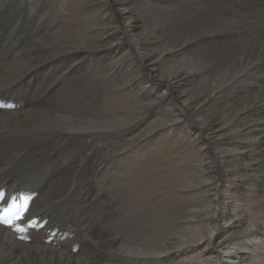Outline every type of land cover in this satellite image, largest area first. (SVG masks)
Listing matches in <instances>:
<instances>
[{
	"label": "rangeland",
	"instance_id": "obj_1",
	"mask_svg": "<svg viewBox=\"0 0 264 264\" xmlns=\"http://www.w3.org/2000/svg\"><path fill=\"white\" fill-rule=\"evenodd\" d=\"M84 1L0 0V105H2L0 106V193L4 194L3 198H0V210L10 209L5 214L9 218H14L17 208L27 209L23 213V219L15 221L14 226L0 223V264H33V259L41 260L44 255L48 256L51 252L59 258L64 257L68 260L71 258L76 264L78 262L160 264V260L156 257H142L141 251L138 257L122 247L126 244L139 246L140 242L133 240L146 236L148 228V232L151 229L154 231L150 234L154 236L155 231L174 232L190 226L192 222L188 225L184 221L191 203L197 207L193 208L194 212L191 216L197 221L192 226V230L199 232L195 240L201 238L199 235L208 238L211 230L209 217L202 221V217L205 216L203 210L208 207L202 198L203 194L198 198L197 192H193L190 187L193 183L187 178V176L193 177L191 167L195 165L193 162L196 163L199 151H196L198 148L192 144L193 139L186 135L182 123H176L172 127L170 125L169 130L151 135V138L142 139L141 134L145 129L151 130L150 126L153 123L154 129L160 128L155 127L156 122L167 113V103L172 99L174 104L170 107L174 105V109L186 120V125L206 139L205 135L208 132L201 125L202 118L205 115L209 117L213 109L216 111L219 104L222 106L223 101H220L217 107L204 110L203 115L198 117L192 115L190 111L192 106H188L184 100L187 98L194 100L196 95L210 93L233 71L232 69L236 70L234 65L227 66V69L216 70L225 65L221 54L216 51L217 48L231 52L233 48L241 47L243 43L249 44L252 39H259L263 45L264 24L258 23L260 21L258 15L249 14L250 19H247L242 13L241 18H238L237 15L242 12L240 8H235L233 4L228 5L226 1H222L223 5L221 3L220 6L216 4L213 9L215 12L210 17L203 16L207 11L203 0H135L136 5L130 6L128 10L118 8L116 0H98L103 12L100 11L99 14L103 19L100 21L101 25L104 29H108L105 31L108 43L112 40L125 44L123 45V50H126L123 53H126L125 59L121 66H118L116 74L108 70L113 67H108L107 62L110 61L106 56H99L98 53L93 55V52H90L84 53V57L76 58L77 47L81 45L94 47L90 41L96 29L97 20L94 14L97 13L91 12L88 17L78 14V5L80 6ZM247 1L257 4L262 2L264 5V0ZM239 2L245 3V0ZM212 7L211 4V9ZM139 9H144L149 14ZM130 17L133 20L137 18V28L133 33H130L128 26ZM247 20L250 21L248 25L254 22L255 25L252 26L259 27L257 31L248 30ZM150 31L156 34L154 39L159 41L160 48L170 45L172 40L177 42L206 40L204 44L192 49L182 58L184 64L181 68L191 70L196 75L192 82L189 80L186 86H184L185 82L175 86L171 81V75L176 72L175 68L176 70L179 68L177 66L179 60L172 61L166 66L161 64L155 67L149 63L146 49L140 46L139 42L137 45L132 43L148 36ZM127 35L131 36L132 41ZM53 54L59 56L48 58ZM192 61L199 63L197 69L191 64ZM171 64L176 66L171 67ZM261 64L259 63L258 66L260 67ZM17 67L19 69H16ZM245 84L240 82L234 89L238 91L244 85L246 88L244 87L243 91L249 93V99L256 98L257 94L264 90L261 84L258 85L255 93V88ZM49 86L52 88L51 91H48ZM147 87L153 90L160 88L161 93L168 90L167 99L163 100V104L156 108V114L150 116L151 119L140 129H134L138 124L131 126L133 132L130 131L131 127H127L128 129L112 130L106 134L103 132L100 136H92L90 140L70 141L65 136L45 131L44 126L40 124L42 121L37 112L49 110V113H56L64 119L77 122L75 126L85 127L84 129L89 133L92 129L88 127L91 126L105 127L109 124V126H117L119 118L129 114L132 107L136 106L138 110L142 101L147 100L145 97L143 99L140 97L141 100L137 95V92L140 94V89L144 90ZM181 94H184L185 98L180 99ZM246 96H238L240 102H243ZM17 119H20L19 122ZM96 122L109 123L104 126ZM93 143L101 146L105 151H101L98 160L90 163L89 156L96 151ZM206 143L208 144L206 148L213 151V143L211 141ZM193 153L196 155L195 158ZM213 161L217 172L215 174L217 185H220L219 183L224 181L223 167H220L216 159ZM259 162L264 169V155ZM220 191L224 195L222 187ZM117 196L121 197L117 198ZM220 196L216 201H221ZM110 198L111 201L115 199L116 202L108 201ZM202 200H204L203 204ZM127 203L130 205L128 206ZM126 206L129 208L127 209ZM217 206L224 210V203H218ZM136 208L137 210H134ZM125 211L130 212L127 213L128 216ZM134 219L137 222H134ZM250 220L254 227L264 228V211L262 214L253 215ZM221 222L223 223L221 218H216L217 225L222 224ZM17 228H22L24 231H17ZM128 229L132 232L129 233ZM256 232L263 234L262 230ZM240 233L242 229L224 236L219 244L216 242L215 252L220 256L218 264H227L221 257L223 256L221 248L230 251L242 242L247 243L246 241L250 240H245L244 235H239ZM259 239L264 243V236L261 235ZM143 245L140 246L145 249ZM245 248H248V243ZM260 249L261 252L256 251L258 258L255 259V264H264V244ZM243 254L246 255L247 252ZM169 262L167 264H170Z\"/></svg>",
	"mask_w": 264,
	"mask_h": 264
},
{
	"label": "bare ground",
	"instance_id": "obj_2",
	"mask_svg": "<svg viewBox=\"0 0 264 264\" xmlns=\"http://www.w3.org/2000/svg\"><path fill=\"white\" fill-rule=\"evenodd\" d=\"M97 1L98 0H85L84 3H82L80 6L78 5L77 12H78V14H80L82 16L86 17L88 14L91 15V12H96L97 14H94L95 15L94 18L97 20V22L95 23L96 29L93 31L94 36L92 37V39L90 41V44L91 45L93 44L94 47H89L87 45H83V46L81 45L80 47H77V49L75 50V52H76L75 55H76V58H80V57H84V53L93 52L92 53L93 55L94 54L96 55V53H98L99 56H104V57L106 56L108 61H110V62H107V63H109L108 67H113L112 69L110 68L108 70L114 71V73L117 74L118 73V66H121L123 60L125 59L124 56L126 53L123 54L126 51V50L125 51L123 50L124 49L123 45H125V44H119V42H116V41L112 42V40L110 41V43H108V41H107L108 38L105 35V34H107V32H105V31H107L108 29H104L103 26L101 25L100 21H103V19L101 18L102 16L99 17V14L102 12V8H101V5L98 4ZM222 1H226V3H228V5L233 4L235 8H240V10L242 12L240 15L236 14L238 18H241L242 13L245 15V17L247 16L246 17L247 19H250V15H258V19L260 20V21H258V23L260 22L261 24H264L263 23L264 22V5L262 4V2L260 4H257L254 2L249 3L250 1L248 2L247 0H245V3H240L239 1H241V0H203L202 2L206 5V9H207V11H205V12L202 11V12H204L203 16L209 15L210 17H212L213 13L215 12V10H213L214 7L216 6V4L220 6ZM25 3H26V1H25ZM198 3H200V2H198ZM211 4L213 6L212 9H211ZM134 5H136L135 0H116V6L118 8H121L122 10H128V8H130V6L134 7ZM222 5H223V3H222ZM139 10L145 11L144 9H139ZM103 11H105V10L103 9ZM137 12L140 14L139 11H137ZM146 13L149 14L148 12H146ZM180 15H181V13H180ZM49 20H52V19L49 18ZM131 20H132V22H131ZM46 21H47V19H46ZM57 21H60V20L57 19ZM136 21H137V18L135 20H133L130 17V21L128 23V26L130 28V33H133L136 30V28H137ZM249 22L250 21L247 20L248 30L250 32L257 31L258 26H252V25H255L254 22L251 23L252 25H248ZM46 24H47L46 26H48V23H46ZM12 25H13V23H12ZM93 28H94V26H93ZM223 33H224V31H223ZM47 35L49 36V34H47ZM10 36H12V35H10ZM155 36H156V34L150 31V34L148 36H145L144 38L139 39L137 41H132V38L130 35L129 36L127 35V38L130 41H132V43H135L136 45L139 42V45L146 49V54H147L146 57H147L149 63L151 65H154L155 67H157L158 65H161V64H164V66H166L168 63L170 64V62H172V61L179 60V64L177 65V66H179V68L177 70H176V68L174 69L176 72L173 73V75H171L172 76L171 81L173 82V84L175 86H178L184 82H185L184 86H186V84L188 83L189 80L191 81L193 78L195 79L196 75L193 71L190 70L191 69L190 67H189L190 71H188V69H182L181 68L184 64L182 58L185 54H188L192 49L197 48L200 45L204 44V42H206V40L203 39V41H202V39H193L191 41H185V42L184 41L177 42L176 40H172L171 41L172 43H170V45H168V43H167L168 46H166V47L163 46L164 48H160V47H158L159 41L157 39H154ZM51 37H53V36H51ZM260 44H261V42L259 41V39H252V40H250L249 44L243 43V45L241 47L237 46V47L233 48L231 50V52H225V51L219 50V48H217L216 51H218V53L221 54L222 62L225 65L222 66L221 68H216V70L217 69H223V68L227 69V66H229V65L230 66L234 65L236 67V70L232 69L233 71L229 75H227L223 79V81L214 90H212L210 93H205L204 95H196L194 100L188 99V98L184 100L188 106H192L190 109L192 115L194 114V116H198V117L203 115L204 110H209V108H211V107H213V108L217 107L218 106L217 104H219L220 101H223L222 106H220V104H219V106L217 107L218 109L216 111L213 109V111H211V113L209 114L210 115L209 117H206V115L203 116L202 122H201V119L199 118L202 127L204 129H206V131L208 132L205 135L206 139L202 138L203 136L201 137V135L198 132L196 134L191 128H189L186 125V122H185L186 120L183 117H181L180 114L174 109L175 108L174 105L170 107V105L174 104V101L172 99H169V101L167 103V106H168L167 113L165 115H163L158 120V122H156L157 124L155 125V127H160V128L154 129L153 128L154 123H153V125L150 126L151 130L145 129V131L141 134L142 139L146 138V137L148 138L151 135L159 134L161 131L169 130L170 125L172 127V125H174L176 123H179V124L182 123V126H184V128H185L184 131L186 132V135H188V138L193 139L191 142L196 148H198L196 151H199V157L196 160V163H195V161L193 162L195 165H193L191 167L193 177L187 176V178L191 181V183H193V185L190 186L192 188L193 192H197L196 194H197L198 198L203 194L202 198L205 200V202L208 205L207 209L203 210L205 212V216L202 217V221H204L205 218L209 217L208 221H210L209 226H211V230L209 231L210 233L208 232L209 233L208 238H205V236L202 237L199 235V237H201V238L199 240H195L196 237L198 236L197 233H199V232H197V230H195V231L192 230L193 229L192 226L195 225L197 223V221H195V219L193 220L191 218V216L194 212L193 208L195 207L191 203L190 207L188 208L189 211L186 215V221H184V223L186 222V223H188V225L190 222H192L190 224V226L187 227L185 224L186 228L185 227L180 228L174 232L155 231V235L154 236L152 235L153 237L150 234L154 233V231H152V229H151V231L148 232V229H149L148 228L147 229V235L143 236L145 239L143 237H140L138 239L134 238V240H133L134 242L135 241L140 242V245L144 244L143 246L145 247V249L141 248L140 245L134 246V244H133L130 246V245L126 244L125 247H122V248H125L126 250H128V252L136 254L139 257V252L141 251L142 257H144V256L156 257L157 260H160V264H167L168 261H170L169 262L170 264H218L219 260H220L219 259L220 256L217 255V253L215 252L216 242L218 243L224 236L229 235L231 233H234V232H236V230L242 229V233H240L239 235H244L243 238H245V240L250 239L249 241H246L248 243V248L247 249L245 248L246 244H247V243H244L245 241L242 242V244H240L242 246L238 245L237 247L233 248V250H230V251H226L225 248H221V251L223 254V256L221 255V257L224 260H226L227 264H255L254 263V262H256L255 259L258 258V255H257L258 252H256V251L261 252L262 249H260V248L264 244L262 241H259L260 236L261 235L264 236V228L262 226H255L254 227L252 225V220H250L253 215L262 214V211H264L263 210V208H264V169H263L262 163L259 162L261 157L264 155V90H262L261 93H258L256 98H250L249 99V93L247 94L246 92L243 91V89L245 87L244 85L242 87H240L238 91L235 90L234 87L237 84H239L240 82L242 84L246 83L245 85L252 86V88H255L254 92L256 93L258 90V85L263 84V86H264V44L263 45L262 44L260 45ZM83 50L86 52H84ZM52 53H53V51H52ZM131 53L134 54L133 51H131ZM203 53H205V52H203ZM43 56H44V54H43ZM58 56L59 55L53 54L52 56H50L48 58H54V57H58ZM198 57H199V55H198ZM180 59H182V60H180ZM198 61H199V59H198ZM259 63L260 64L262 63L260 67L258 66ZM191 64L194 65L197 69V64H199V63H197L196 61H192ZM174 66H176V64H171V67H174ZM161 67H163V65ZM205 67H207V66H205ZM16 69H19V67H17ZM198 70H199V68H198ZM201 71H200V73H201ZM104 72H105V70H104ZM172 72H173V70H172ZM199 77L200 76H198V78ZM12 81L14 82V80H12ZM50 89L52 90V88L49 86L48 91ZM133 89H135V88H133ZM124 91H125V89H124ZM139 92H140V94H138V92H137L138 98L141 97L143 99L145 97V99H147V100L142 101V103H141L142 106L140 104L138 107V110L136 109V106L134 105L135 107H132L130 109L129 114L119 118L117 126L116 125L109 126L110 124L108 126H105L109 122H96V124L102 123L105 127H102V126L88 127L89 129H92V130H90V133H89L88 131H86L84 129L85 127L80 128V127L75 126V124L77 125V122H75V121L72 122L70 120L64 119L61 115H58L56 113H49L48 112L49 110L47 112L46 111H38L37 112L38 114H40V117H41L40 120L42 121V123L40 121L39 122H40V124H42V126H44L43 129H45V131H47L51 134L55 133V135L60 134L61 136H65L70 141L71 140H73V141H77V140L84 141V140H87L89 138H92V136H94V137L100 136V134H103V132H105L104 134H106L108 132H111L112 130L116 131L118 129L121 130V129H124L127 127L130 128L131 126L134 127L137 124H138L137 127H135L134 129H140L146 121H149L151 119L150 116H154L156 114V112H157L156 108L163 104V100L167 99L166 94L168 93V90H165L163 93H161L160 88H157V90H153L152 88L147 87L144 90L140 89ZM240 95H242V96L247 95L246 99L243 102H240L241 99L238 97ZM179 98L180 99L185 98V95L181 94ZM189 98H190V96H189ZM133 100L135 102V99H133ZM164 103H165V101H164ZM136 104H137V102H136ZM59 105H60V103H59ZM56 108L58 109V107H56ZM19 120L20 119H17L18 122H19ZM197 120H198V118H197ZM110 122L112 123L114 121H110ZM32 127H34V126H32ZM133 127L130 128V131H132ZM193 132H194V134H193ZM41 133L45 134V135L48 134L46 132H41ZM199 138H201V139H199ZM38 139H40V138H38ZM59 139H61V138H59ZM91 141H92V139H91ZM207 141L208 142L211 141L213 143V145H214L213 151H209L208 148H206L208 145L206 143ZM53 142H55V141H53ZM70 143H72V142H70ZM65 145L66 144H64V146ZM93 146L95 147L96 151L94 152V154L89 156V162L93 161V160L95 161L98 157L101 156V151L104 150V149H102L101 146L95 145V143H93ZM128 147H131V146H128ZM62 148H60V149H62ZM125 151H124V153H125ZM116 156L117 155H115V157ZM193 157L194 158L196 157V155L194 153H193ZM189 158H190V156H189ZM214 159H216L219 162L220 167H223V171H224V177H223L224 181L222 180L223 182L219 183L220 185H217L218 180L216 179V175H215L217 172H216V169L214 168V161H213ZM107 169H108V167H107ZM92 172H94V171H92ZM108 173H109V171H108ZM115 173H116V171H115ZM90 174H92V173H90ZM78 175H79V173H78ZM78 175H77V177H78ZM99 176L101 177L100 174H99ZM83 178H85V177H83ZM25 180H28V179H25ZM104 180L106 181V179H104ZM10 181H12V180H10ZM110 182H111V180H110ZM95 183H96V181H95ZM29 184H31V183H29ZM110 185H111V183H110ZM186 185H187V183H186ZM2 186H4V185H2ZM221 187H222V190L224 191V192L222 191L224 193V195L221 194V191H220ZM22 188H24V187H22ZM25 189H26V187H25ZM25 189H23V190H25ZM71 189H73V188H71ZM20 190H22V189H20ZM86 193H88V192H86ZM100 194H101V192H100ZM220 194L223 196L221 197ZM86 195H88V194H86ZM219 196L221 197L220 202L216 201V198ZM118 197L119 196H117V198ZM111 198H113V197H111ZM111 198L108 201H111ZM115 199H116V196H115ZM115 199L114 200L112 199V201H115ZM198 200H200V199H198ZM204 200L201 201L202 204L204 203ZM115 202H113V203H115ZM118 202L120 203L119 200H118ZM108 203H110V202H108ZM218 203H224L225 207H224L223 211L225 213H223V211L219 208L220 206L219 207L217 206ZM125 204H126V202H125ZM127 205L129 206L130 204L127 203ZM126 208H127V206H126ZM195 208H197V207H195ZM134 210H137V208ZM113 211H115V210H113ZM117 212H118V210H117ZM125 212H126L125 213L126 215H127V213H130L129 211H125ZM137 212H139V211H136V213ZM140 214H142V213H140ZM208 214H209V216H208ZM130 215H132V214H130ZM194 218H196V216H194ZM216 218H219V219L221 218V221H223V223L221 222L222 224L217 225L218 223H216ZM134 222H137V221L135 220ZM132 223L133 222H131V224ZM165 224H167V222ZM133 226H135V225H133ZM139 226H140V224H139ZM182 226H183V224H182ZM136 228H137V225H136ZM142 228H145V227H142ZM203 229H205V228H203ZM257 230H260V231L262 230L263 234L260 235L259 232H256ZM127 231H129V233H130L131 229H128ZM112 233H113V231H112ZM122 235H124V234H122ZM161 243H162V245H161ZM96 244H98V242ZM137 249H139V250H137ZM99 250H100V248H99ZM243 252H247V254L244 255ZM219 254H220V252H219ZM7 255H8V253H7ZM146 258H148V257H146ZM170 258H172V260ZM37 259L38 258L33 259V264H76L73 259L70 258V260H68L67 258H64V257L59 258L56 254H54L52 252L48 256L44 255L43 259H41V260H37ZM214 260H216V261H214ZM73 261H74V263H73ZM260 261H262V260H260ZM94 263H96V262H94ZM77 264H88V263L78 262ZM126 264H128V263H126Z\"/></svg>",
	"mask_w": 264,
	"mask_h": 264
},
{
	"label": "snow or ice",
	"instance_id": "obj_3",
	"mask_svg": "<svg viewBox=\"0 0 264 264\" xmlns=\"http://www.w3.org/2000/svg\"><path fill=\"white\" fill-rule=\"evenodd\" d=\"M2 106V105H0ZM4 194L3 193H0V198H3ZM10 209H6V210H0V223H3L5 225H8V226H14L15 225V221H18V220H21L23 219V213L25 211H27L26 208L24 207H19L17 208L15 214H14V218H9L5 213L7 211H9ZM17 231H20V232H23L24 229L22 228H17Z\"/></svg>",
	"mask_w": 264,
	"mask_h": 264
}]
</instances>
